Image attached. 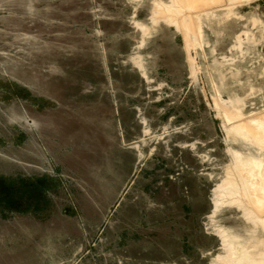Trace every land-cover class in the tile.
Segmentation results:
<instances>
[{
	"label": "rangeland",
	"instance_id": "1",
	"mask_svg": "<svg viewBox=\"0 0 264 264\" xmlns=\"http://www.w3.org/2000/svg\"><path fill=\"white\" fill-rule=\"evenodd\" d=\"M262 125L264 0H0V264H255Z\"/></svg>",
	"mask_w": 264,
	"mask_h": 264
},
{
	"label": "bare ground",
	"instance_id": "2",
	"mask_svg": "<svg viewBox=\"0 0 264 264\" xmlns=\"http://www.w3.org/2000/svg\"><path fill=\"white\" fill-rule=\"evenodd\" d=\"M185 2V1H184ZM195 2V1H194ZM197 2V1H196ZM193 4V3H192ZM199 4V3H198ZM194 6V5H193ZM206 14V13H205ZM211 14V13H210ZM204 16V15H203ZM211 16V15H210ZM202 16H200V18H201ZM216 18V17H215ZM207 19V18H206ZM215 20V19H214ZM208 22V21H207ZM252 125V124H251ZM254 126V125H253ZM263 126V125H262ZM251 127V126H250ZM264 127V126H263ZM233 128V127H232ZM246 128H247V126H246ZM260 129H263V128H261V126L259 127ZM259 128L258 127H256L255 128V130L256 131H253L252 133H255L256 135L254 136L255 137V139L256 140H258L257 142H260V141H263L264 140V135H262L263 134V132H264V130H263V132H261V131H259ZM235 131H239V133L241 134V136L243 135L244 136V134L246 135V133H244L245 131H247L246 129H244V125H240V126H237V124H236V127H235ZM237 129H239V130H237ZM245 131H244V130ZM249 129V128H248ZM258 129V130H257ZM252 131V130H251ZM234 132V131H233ZM237 134V133H236ZM250 134V133H249ZM239 137H240V135H239ZM245 138L247 137V135L246 136H244ZM243 137V138H244ZM252 137V136H251ZM250 136H249V138H251ZM258 137H260V139H258ZM263 137V138H262ZM248 138V137H247ZM249 138H248V140H249ZM242 139V138H241ZM252 139V138H251ZM260 140V141H259ZM257 142H255L254 141V143L253 144H255V145H257L256 143ZM262 143H264V142H261V144H259V147H260V145H262ZM248 144V143H247ZM256 147V146H255ZM258 147V148H259ZM262 147H263V145H262ZM261 147V148H262ZM257 148V147H256ZM264 149V147L262 148V151H264L263 150ZM240 156V155H239ZM249 157V156H248ZM263 157V156H262ZM253 158V157H252ZM239 159V158H238ZM246 159H248V158H246ZM249 160V159H248ZM250 161V160H249ZM249 161H247V162H249ZM241 162V161H240ZM239 164V163H238ZM242 164V163H241ZM249 164H251V166H252V169L250 170H248V172L246 171V173H244L245 172V170H247V168L245 169L244 168V170H243V168H242V170L243 171H241V172H243V173H240L238 176H240L239 178L241 179V181H240V183L241 182H244V181H246L247 182V184L249 185V187L247 186V184H246V182H245V188H247V190L245 191V195H246V200L245 201H247V202H249V203H251L254 207H256V208H253V210L255 211V209L259 212V211H262L261 209H263L264 208V183H263V179L264 178H262V179H259V175L262 173V172H264V171H262V169H263V167H264V158L262 159V158H260L259 159V157H256V158H253V159H251V162H249ZM242 166V165H241ZM243 166H245V165H243ZM239 173V172H238ZM264 174V173H263ZM248 175H250L249 176V179H251V180H254V179H256V178H252V177H256V176H258L257 177V179H259L258 181L257 180H255V181H248ZM254 175V176H253ZM252 176V177H251ZM262 176V175H261ZM251 177V178H250ZM262 177H264V176H262ZM261 178V177H260ZM235 179V178H234ZM240 179H238V181L240 180ZM243 179V180H242ZM231 181V180H230ZM237 182V181H236ZM249 182H250V184H249ZM252 182H254V183H252ZM234 185V184H233ZM236 185V184H235ZM240 185V184H239ZM250 186H251V188H250ZM232 187V186H231ZM235 187V186H234ZM243 195V194H242ZM249 197H251V198H249ZM237 198V197H236ZM245 198V197H244ZM248 199V200H247ZM242 200H244L243 198H242ZM256 200V201H255ZM244 201V202H245ZM247 204V203H246ZM264 211V210H263ZM262 211V212H263ZM260 213V214H263V213ZM251 213V212H250ZM258 214V213H257ZM259 214V215H260ZM263 216V215H262ZM253 217H256V216H253ZM260 217V216H259ZM264 218V217H263ZM258 219H260V218H258ZM258 219H257V221H258ZM262 219V218H261ZM261 221V220H260ZM263 223H264V219H263V221H262ZM252 223V222H251ZM261 243V242H260ZM261 245V244H260ZM259 245V246H260ZM263 245V244H262ZM262 245L260 246L261 248H262ZM255 247V246H254ZM256 248H258V245L256 246ZM260 249V248H259ZM264 249V246H263V248H262V250ZM257 250V249H256ZM263 253V252H262ZM262 255V254H261ZM264 255V254H263ZM262 255V256H263ZM262 256H259V257H261V259H262ZM257 257V256H256ZM259 257L258 258H256V259H258V261H259ZM264 258V257H263ZM250 261H252V260H250ZM253 261H254V259H253ZM252 261V262H253ZM258 261H256L255 262V264H258L257 262ZM261 261H263V260H260L259 261V263L260 264H262L261 263ZM254 263V262H253Z\"/></svg>",
	"mask_w": 264,
	"mask_h": 264
}]
</instances>
